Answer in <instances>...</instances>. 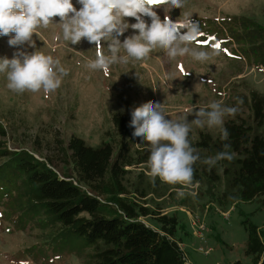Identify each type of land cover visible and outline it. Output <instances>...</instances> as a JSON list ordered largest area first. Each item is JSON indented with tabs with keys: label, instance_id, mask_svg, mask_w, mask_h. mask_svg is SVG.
<instances>
[{
	"label": "rangeland",
	"instance_id": "obj_1",
	"mask_svg": "<svg viewBox=\"0 0 264 264\" xmlns=\"http://www.w3.org/2000/svg\"><path fill=\"white\" fill-rule=\"evenodd\" d=\"M73 4L80 7L77 0ZM155 10L161 19L166 14L173 20L187 15L198 21L203 35L199 34L193 46L210 50L219 43L220 54L205 63L188 56L178 57L179 62H175L157 49L143 61L113 65L105 75L84 67L85 58L95 56L94 45L86 39L68 45L56 38L60 34L58 25L40 28V35H33L37 50L59 58L69 74L55 92L45 95L42 90L14 93L6 87V77L0 73V122L6 130L0 141L10 150L35 147L49 156L56 155L58 140L67 142L73 135L83 138L88 145L99 146L104 141L119 140L115 114L126 115L128 125L131 110L150 100L162 103L168 119L187 116L191 122L194 117L188 110L207 109L213 101L237 107L239 114L248 118L250 111L243 101L249 99L252 91L264 93V59L259 60L255 54L264 51V0H186L182 9L168 11L167 6L161 5ZM241 18L254 20L263 28L256 41L260 42L256 52L244 35ZM54 21L59 22V17ZM133 31L128 29L124 36ZM8 40L9 36H0V58H11L16 50ZM238 99L242 103H237ZM233 117L225 116L224 125ZM133 131L131 127L123 135L130 140ZM256 131L264 134V126ZM191 132L195 139L201 132L217 137L220 129L193 126ZM133 140V148H149L139 137ZM199 153L206 154L202 150ZM147 171L146 165L133 168L129 178L135 182L141 173L140 180L156 189L147 201L140 200L142 204L149 202L151 208L160 211L156 203L163 202V214H176L180 219L177 236L182 239L186 264H253L251 256L245 253L247 232L243 222L249 218L264 227V196L251 202L221 205L218 199L225 188L223 180L211 183L206 178L185 188L163 183L159 178L153 183ZM179 191L185 195L178 196ZM158 193L166 195L159 199ZM15 197L0 205V264H88L91 248L83 238L15 206ZM141 219L154 226L150 218ZM200 224L205 227L202 229Z\"/></svg>",
	"mask_w": 264,
	"mask_h": 264
},
{
	"label": "trees",
	"instance_id": "obj_2",
	"mask_svg": "<svg viewBox=\"0 0 264 264\" xmlns=\"http://www.w3.org/2000/svg\"><path fill=\"white\" fill-rule=\"evenodd\" d=\"M241 19L244 35L256 52L263 28L254 20ZM255 54L264 59V51L261 56ZM243 102L250 115L245 118L237 111L225 123L227 140L221 139V133L214 137L201 132L197 139L189 133L192 146L206 153L193 165V181L223 180L220 204L251 202L264 196V134L256 131L264 126V93L252 91ZM113 120L119 140L94 147L73 135L67 142L57 141L54 156L35 147L10 150L0 141V205L16 196L15 206L83 238L91 248L88 264H186L182 239L177 236L180 219L176 214H163V202L156 203L160 211L151 208L149 202L142 204L140 200L147 201L156 189L140 180L141 173L135 182L129 178L133 168L146 165L148 148H133V137L129 140L123 135L131 128L126 125V115L115 114ZM0 135L6 136L1 122ZM225 144L230 145L227 151L234 155L232 161L221 160L211 168L202 162L224 151ZM157 195L163 199L166 193ZM141 217L150 218L155 227ZM243 223L246 255L253 264H264V227L249 218Z\"/></svg>",
	"mask_w": 264,
	"mask_h": 264
},
{
	"label": "clouds",
	"instance_id": "obj_3",
	"mask_svg": "<svg viewBox=\"0 0 264 264\" xmlns=\"http://www.w3.org/2000/svg\"><path fill=\"white\" fill-rule=\"evenodd\" d=\"M77 2L80 5L78 9L73 0H0V36H9V46L16 49L11 58H0V73L5 75L6 87L10 91L22 94L42 90L49 95L61 86L63 78L69 74V69L59 58L37 50L33 35L38 37V29H49L50 26L58 25L60 34L56 38L68 45H76L82 39L94 45V59L85 58L84 67L105 75L109 74L113 65L143 61L157 49L175 62H179L178 57L188 56L205 63L220 54L215 46L210 50L193 46L200 34L198 21L183 14V18L178 20L171 19L167 14L161 19L155 10L161 5L167 6L168 11L182 9L186 0ZM55 17H59V22L54 21ZM128 18L135 22L130 23ZM128 29L134 30L133 34L124 36ZM25 45L34 51H28ZM237 103L242 101L238 99ZM188 111L194 117L191 122L187 116L166 118L162 103L151 100L131 110L129 126L134 128L132 135L149 146L146 168L153 183L159 178L169 185L191 187L193 165L201 160L200 153L189 139L192 127L219 128L221 139L227 140L229 132L223 127L224 118L235 116L238 108L213 101L207 109ZM224 148V151L206 157L202 162L211 168L218 161H232L234 155L227 151L230 145L225 144ZM177 195L183 197L185 193L179 191Z\"/></svg>",
	"mask_w": 264,
	"mask_h": 264
},
{
	"label": "snow or ice",
	"instance_id": "obj_4",
	"mask_svg": "<svg viewBox=\"0 0 264 264\" xmlns=\"http://www.w3.org/2000/svg\"><path fill=\"white\" fill-rule=\"evenodd\" d=\"M200 35H203V34H200ZM210 39H213V40H214V39H215V37H211ZM214 46H215V47H217V48H219V47H220L219 43L215 44Z\"/></svg>",
	"mask_w": 264,
	"mask_h": 264
},
{
	"label": "built area",
	"instance_id": "obj_5",
	"mask_svg": "<svg viewBox=\"0 0 264 264\" xmlns=\"http://www.w3.org/2000/svg\"><path fill=\"white\" fill-rule=\"evenodd\" d=\"M200 226H201V224H200ZM202 227V229L205 227V226H201Z\"/></svg>",
	"mask_w": 264,
	"mask_h": 264
}]
</instances>
